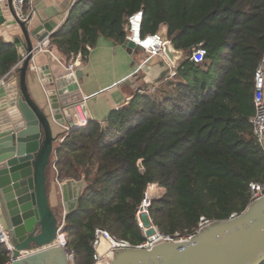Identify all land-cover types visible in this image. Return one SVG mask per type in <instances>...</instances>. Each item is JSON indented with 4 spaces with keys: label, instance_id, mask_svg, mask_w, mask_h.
Here are the masks:
<instances>
[{
    "label": "trees",
    "instance_id": "obj_1",
    "mask_svg": "<svg viewBox=\"0 0 264 264\" xmlns=\"http://www.w3.org/2000/svg\"><path fill=\"white\" fill-rule=\"evenodd\" d=\"M139 10L141 36L166 24L184 58L169 94L136 96L103 124L71 131L57 148L59 181L85 182L66 217L75 264H93L95 228L131 245L145 240L135 211L150 185L162 191L150 219L172 235L194 231L201 217L241 214L251 202L249 184H264V151L250 123L264 57V0H76L50 44L65 59L80 55L84 62L100 37L124 44L127 18ZM199 45L206 56L195 64L190 56ZM16 62L14 47L0 40V76ZM7 259L0 245V264Z\"/></svg>",
    "mask_w": 264,
    "mask_h": 264
},
{
    "label": "water",
    "instance_id": "obj_2",
    "mask_svg": "<svg viewBox=\"0 0 264 264\" xmlns=\"http://www.w3.org/2000/svg\"><path fill=\"white\" fill-rule=\"evenodd\" d=\"M56 27L52 20L40 21L37 26L32 18L22 22L11 0L0 4V37L14 46L19 62L13 77L0 83V226L13 247L12 264H67L61 248H49L57 238L58 213L50 206L48 184L56 143L66 129L75 130V121L85 110L79 88L82 67L57 76L48 67H37L34 76L39 89L32 93L28 83L36 47ZM124 47L128 53L136 48L130 40ZM164 55L175 66L184 52L168 40ZM141 163L137 162L139 171L143 170ZM75 185H64L63 196ZM81 192L74 196L70 212L77 207ZM153 234V228L146 232L147 237ZM29 252L36 254L19 258ZM263 263L264 196L258 195L257 201L235 218L202 228L188 241L119 251H112L110 245L107 259L97 264Z\"/></svg>",
    "mask_w": 264,
    "mask_h": 264
},
{
    "label": "crops",
    "instance_id": "obj_3",
    "mask_svg": "<svg viewBox=\"0 0 264 264\" xmlns=\"http://www.w3.org/2000/svg\"><path fill=\"white\" fill-rule=\"evenodd\" d=\"M73 5V0H34L36 14L32 17L33 26H37L40 21L52 20L57 24L52 35L65 22ZM45 39L48 41V46L45 48L48 51L43 50L37 53L29 66L28 83L32 93L39 89V82L34 76L37 67H48L56 76L66 75L71 73L67 71V65L76 58L75 56L65 59L51 46L50 36ZM0 40L3 41L1 37ZM77 56H79V64L76 69L82 67L83 72L79 88L85 99V110L81 113L80 120H76L75 124L86 121L103 124L112 111L127 106L136 96L163 98L173 88L175 77L170 78L169 72L176 69L180 63L173 66L168 60L151 57L138 47L128 53L124 44L105 37L98 39L96 46L89 50L84 62H81L80 55ZM18 63L17 56L16 64L7 74L0 76V80L6 76L4 81L11 79ZM52 175L50 172L51 179ZM55 188L57 187L52 182L49 201L50 206L58 211L60 202L57 203L55 200ZM74 203L73 199L68 198L66 206L71 209Z\"/></svg>",
    "mask_w": 264,
    "mask_h": 264
},
{
    "label": "built area",
    "instance_id": "obj_4",
    "mask_svg": "<svg viewBox=\"0 0 264 264\" xmlns=\"http://www.w3.org/2000/svg\"><path fill=\"white\" fill-rule=\"evenodd\" d=\"M7 0H0V4H4ZM76 0H73V4ZM12 8L17 18L24 22L29 18L35 16L36 11L34 7V0H11ZM143 18V11L139 10L138 12L130 15L126 21V41L130 40L134 42L135 46L142 49L151 57H159L161 59L167 60L164 55V44L168 41L167 39V30L168 27L166 24L159 26L158 30L154 34H148L144 37L140 34L141 23ZM166 29V30H165ZM48 41L44 39L42 43L37 45L36 54L45 50L47 48ZM206 56L205 50L199 45L192 49L190 60L195 64H201L204 62ZM79 64V56L73 60L72 63H69L66 67L67 71L73 73L76 69V66ZM176 75V69H172L169 72L170 78H174ZM7 77V76H6ZM5 77V78H6ZM4 79L0 80V83H4ZM253 116L250 119L252 125L253 134L256 138V141L260 148L264 151V57L259 63L255 75H254V89H253ZM80 120V117L78 118ZM89 121L83 122L81 124L76 123L75 129L85 127ZM71 129H66L64 135H62L56 143V146L59 147L60 143L63 142L64 138L71 132ZM57 157L56 153L53 155L50 172L53 174L52 179L59 187L66 184H76L74 187L70 188L71 191L67 192L63 196V201L59 206L57 211L58 213V224H57V238L56 241L49 246L50 249L61 248L64 251L66 260L69 264H75L74 254L71 250L67 248V221L66 217L70 213L69 206L67 207L68 200H64L65 197H71L74 199V196L78 195L80 190L82 191L85 187L84 177L81 176L79 181L75 180H64L59 181L58 173L56 169ZM82 186V187H81ZM153 185L147 187L145 192L142 195V200L140 205L135 211V219L138 224V227L142 231V234L145 240L138 245H131L125 240L116 239L108 231L102 228H95L92 235L91 247L93 250V264H97L99 261H105L109 255L110 245H112V251L119 250H128V249H150L153 248V243H169L172 241H188L190 238L195 237L197 234L201 233V229L208 227L212 224H215L218 221L208 220L204 217L199 219L197 227L194 231L190 233H174L172 235L164 234L160 232L156 227L152 226L149 218V209L151 207V194L150 190ZM249 194L250 200L252 202L257 201L258 195L264 196V184L252 182L249 184ZM64 195V194H63ZM237 214H232L227 220L235 218ZM153 228L154 234L150 237L146 236L148 229ZM0 245L4 246L8 251V259L4 264H12V251L13 247L10 244V239L7 232L0 226ZM34 252L21 253L19 258H25Z\"/></svg>",
    "mask_w": 264,
    "mask_h": 264
},
{
    "label": "rangeland",
    "instance_id": "obj_5",
    "mask_svg": "<svg viewBox=\"0 0 264 264\" xmlns=\"http://www.w3.org/2000/svg\"><path fill=\"white\" fill-rule=\"evenodd\" d=\"M52 182H53V179L50 178V183L48 184L50 192L52 189ZM55 185L57 187V188H55V200L57 201V203L60 202V204H61L63 201V185L61 187H59L56 183H55ZM150 194H151L150 196H151V201H152V199H154V198H159L162 195V191L158 187L153 186L152 189L150 190ZM59 199H60V201H59ZM52 205H53V203H52ZM149 211H150V209H149ZM149 218H150V216H149ZM150 221H151V219H150ZM151 224H152V226H154L152 221H151ZM66 263L69 264L67 261H66Z\"/></svg>",
    "mask_w": 264,
    "mask_h": 264
},
{
    "label": "flooded vegetation",
    "instance_id": "obj_6",
    "mask_svg": "<svg viewBox=\"0 0 264 264\" xmlns=\"http://www.w3.org/2000/svg\"><path fill=\"white\" fill-rule=\"evenodd\" d=\"M53 264H58V262H55V263H53Z\"/></svg>",
    "mask_w": 264,
    "mask_h": 264
}]
</instances>
